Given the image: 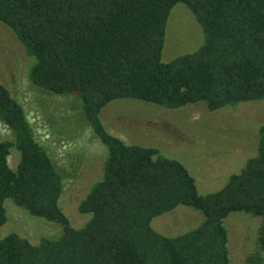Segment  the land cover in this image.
Returning <instances> with one entry per match:
<instances>
[{
  "label": "trees",
  "instance_id": "trees-1",
  "mask_svg": "<svg viewBox=\"0 0 264 264\" xmlns=\"http://www.w3.org/2000/svg\"><path fill=\"white\" fill-rule=\"evenodd\" d=\"M183 4L202 27L191 51L163 58L167 23ZM0 22L32 58L38 88L75 94L107 149L102 177L79 203L74 226L60 205L64 176L36 138L24 106L0 81V228L6 199L61 226L33 243L0 232V264H231L226 218L259 217L245 264H264V123L257 153L219 189L203 192L179 160L111 133L100 113L114 100L169 109L204 103L218 110L264 100V0H0ZM19 152L15 168L12 150ZM178 206L202 213L195 227L166 235L152 220Z\"/></svg>",
  "mask_w": 264,
  "mask_h": 264
},
{
  "label": "rangeland",
  "instance_id": "rangeland-1",
  "mask_svg": "<svg viewBox=\"0 0 264 264\" xmlns=\"http://www.w3.org/2000/svg\"><path fill=\"white\" fill-rule=\"evenodd\" d=\"M202 27L183 4L176 5L167 23L163 58L191 51L202 42ZM32 58L27 56L15 34L0 22V81L24 106L36 138L47 149L64 176L60 199L74 226H82L89 215L79 203L91 185L102 177L106 147L97 138L75 94L57 95L34 86L28 76ZM106 128L128 143L156 147L182 162L196 177L203 192L221 188L233 173L257 153L259 127L264 123V100L240 102L218 110L204 103L169 109L134 99H119L100 113ZM12 131L0 122V140ZM19 152L12 150L9 164L15 168ZM7 222L2 235L18 233L36 243L43 236H55L61 226L34 216L13 200L6 199ZM202 213L187 206L159 215L152 226L166 235L182 233L197 226ZM260 218L232 212L225 220L229 232L231 264H245L256 248Z\"/></svg>",
  "mask_w": 264,
  "mask_h": 264
}]
</instances>
